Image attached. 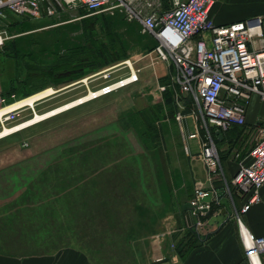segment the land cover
Segmentation results:
<instances>
[{
	"label": "rangeland",
	"instance_id": "obj_1",
	"mask_svg": "<svg viewBox=\"0 0 264 264\" xmlns=\"http://www.w3.org/2000/svg\"><path fill=\"white\" fill-rule=\"evenodd\" d=\"M5 26L3 105L49 87L58 91L32 104L34 115L23 110L19 123L129 76L125 60L139 72L134 83L0 138V251L30 253L71 244L91 253L112 252L121 242L138 244L148 237L168 239L176 254L178 241L188 239L191 228L182 206L197 175L203 177V164L194 157L197 138L186 141V123L194 131L195 106L179 92L172 72L167 86L170 63L155 58V38L118 9L89 14L57 8L39 18L12 16ZM84 47L116 49L115 55L126 56L97 70L88 67L81 79L69 81L68 55ZM51 70L59 74L56 80L48 79ZM83 78L88 80L82 83ZM161 85L171 89L177 105L165 102ZM182 108L190 116L178 121ZM250 108L264 116V102L251 99ZM252 140L248 130L241 133L235 147L223 148L224 162L236 147L245 156ZM140 248L150 254L149 246L140 243Z\"/></svg>",
	"mask_w": 264,
	"mask_h": 264
},
{
	"label": "built area",
	"instance_id": "obj_2",
	"mask_svg": "<svg viewBox=\"0 0 264 264\" xmlns=\"http://www.w3.org/2000/svg\"><path fill=\"white\" fill-rule=\"evenodd\" d=\"M166 3L164 7L163 0H0V48L9 38L5 23L12 16L39 18L43 12L53 14L57 8H83L89 14L118 9L128 20L137 22L142 32L155 38V58L171 63L174 84L184 97L191 99L196 109L193 115L199 128L195 126L188 137L198 139L197 156L204 165L205 177L194 183L189 202L195 207L191 209L196 219L189 226L197 232L207 226L216 210L209 218L202 217L213 203L220 204L216 185L219 181L231 200L233 193L242 200L238 208L233 203L231 217L236 220L248 263L261 264L264 237L250 232L242 222V215L261 200L259 191L264 187V117L256 122L252 146L238 161L229 182L209 127L214 126L219 135L235 125H243L251 96L257 95L264 101V14L218 25L210 15L215 0H166ZM130 62H122L130 69L128 77L91 92L87 89V94H91L89 99L110 94L136 81L139 69H134ZM125 78L130 79L126 82ZM40 101H35L34 106ZM3 104L0 88V107ZM34 106L25 105L3 113L0 130L19 123V114L25 109H31L34 115ZM183 117L177 113L176 120L181 121Z\"/></svg>",
	"mask_w": 264,
	"mask_h": 264
},
{
	"label": "crops",
	"instance_id": "obj_3",
	"mask_svg": "<svg viewBox=\"0 0 264 264\" xmlns=\"http://www.w3.org/2000/svg\"><path fill=\"white\" fill-rule=\"evenodd\" d=\"M163 1L164 7H166V0ZM259 14H264V0H215L210 12L214 23L218 25L241 21L250 16ZM119 64L122 65V63ZM119 64H117L116 67H119ZM110 68H112V66L109 68L107 67V69L104 71H108ZM167 72L168 74L166 75V81L168 86L171 80L170 77L173 75V66L171 63ZM171 72L172 75L170 76ZM136 75V81H138V73H136ZM91 76L92 75H90L89 78H92ZM160 87H164L163 90H165L166 86L161 85ZM160 87L159 89H161ZM176 87L178 88L177 85ZM55 91L58 92L57 90ZM251 99L256 104L264 102L257 95H252ZM183 115L185 118H189L190 113H184ZM262 117L264 116L259 111L257 112L251 108L250 110H247L245 125L241 127L243 130H238L240 134L236 136V139H240L241 133H243L245 130H248V132L252 133V136L254 137L255 124ZM192 123L195 129L196 122L194 119L192 120ZM186 125L188 128V134L193 132L189 130L188 123H186ZM188 134L186 136V141L187 139H191L188 137ZM219 138L221 139L222 136ZM226 145L227 143L221 144L219 150L223 151V148ZM185 149L186 152L189 153L188 155H192L187 142L185 143ZM233 149L235 150H232L230 159L225 162L223 171L225 172V175L228 179H231L233 176L237 169V162L244 156L245 152L243 148L239 149L236 147ZM197 153L194 157H198ZM195 160L198 161L196 158ZM199 161L201 160L199 159ZM201 169H203V177L200 178L197 175L198 179L196 180H203L205 177V168L203 165L201 166ZM218 191L220 195V204L218 206V210L214 212V214L210 217V221L207 226L201 231V236L206 233H211L210 236L192 248L183 257L178 255V253H173L172 255L169 247H167L168 239L150 240V238L147 237L146 239L139 241L138 244L132 242L131 240L126 241L125 243L121 242V248H116L112 252L102 251L91 253L85 249L71 244L62 245L55 249L46 251L30 253L10 254L0 251V264H249L245 258L237 224L235 223L234 218L231 217L233 213V203L237 208L241 205L240 197L233 193L231 200L230 197L225 194L224 190L218 189ZM259 194L261 196V200L252 204L249 210L242 215V222L254 235L264 237V187L260 189ZM182 212L187 223H191L196 219V214L192 209H185L182 206ZM172 238L174 240L175 236ZM140 243L142 246H149L151 250L150 254H147L140 248ZM159 256H164V258L161 261H155V258ZM260 261L261 264H264V253L261 254Z\"/></svg>",
	"mask_w": 264,
	"mask_h": 264
},
{
	"label": "trees",
	"instance_id": "obj_4",
	"mask_svg": "<svg viewBox=\"0 0 264 264\" xmlns=\"http://www.w3.org/2000/svg\"><path fill=\"white\" fill-rule=\"evenodd\" d=\"M3 45H5V44H3ZM116 52H117L116 49H87L84 47V48L80 49V52L77 54H74V52H73V54H69L68 60L66 62L68 65L66 66V68H67V70H72L73 74L71 73L69 75L70 77L68 78V80L69 81L79 80L83 77V75H85L86 68L87 69L90 68L92 70H97L102 65L107 66L109 64L120 61L121 59H124V57L126 56V55H123L124 53H121L120 55H115ZM15 53H16V55L19 54V52L17 50L15 51ZM63 58H65V57H63ZM51 72H53V71L51 70L47 74L49 77L48 79L51 78L53 80H56L55 76H57V78H58L59 74L51 73ZM23 95H27V94H23ZM188 99H190V98L188 97ZM165 102L169 106H172V107L177 105L175 100L172 98L171 89H167V90L165 89ZM181 111L185 114L189 113V111L187 109H182ZM244 125H245V123L243 125H235L227 131L220 132V134L222 136L221 139L218 137L219 135L216 133L215 127L210 126L209 127L210 133H211V135H212V137H213V139H214V141L218 147V150L220 149L221 144H226V143L229 147H231V148L234 147V144L237 142L236 136H238V134H240L239 131L243 130L241 127H243ZM219 157H220L222 169L224 171L225 154H223V151L219 150ZM224 175H225V172H224ZM225 178L228 182L230 181V179H228L226 175H225ZM216 185H217L218 189L223 190L222 185L219 181L216 182ZM192 194H193V192H192ZM218 206L219 205L213 203L210 211L206 214V216H204L202 218L203 219L209 218L212 215V213L218 209ZM234 221L236 223L235 219H234ZM210 234L211 233H206L203 236H201V232H197L193 228H189V230H187V233H186V236H188V239H184V241L183 240L178 241L177 246H176V252L178 253V255L183 257L192 248H194L195 246L200 244L203 240L207 239L210 236Z\"/></svg>",
	"mask_w": 264,
	"mask_h": 264
},
{
	"label": "bare ground",
	"instance_id": "obj_5",
	"mask_svg": "<svg viewBox=\"0 0 264 264\" xmlns=\"http://www.w3.org/2000/svg\"><path fill=\"white\" fill-rule=\"evenodd\" d=\"M125 79H126V82H127V81H129L128 79H130V78H125ZM87 80H88V78H83L82 80H80V82L84 83ZM54 93H56L55 90L53 88L49 87V88H46L45 90L38 91V92H36L34 94H31V95H29V96H27L25 98H22L20 100L14 101V102H12V103L0 108V117H1V115L3 113H6V112L11 111L13 109L20 108V107L25 106V105H32V104H34L35 101H40L43 98L48 97V96H50V95H52ZM90 95H91L90 93L86 94V95H84L82 97H79V98H77V99H75L73 101H70V102H68L66 104L58 106V107H56L54 109H51V110H49L47 112L35 115V116L31 117L30 119H28V120H26L24 122L18 123L17 125H14L12 127H9V128L8 127H4V129L0 131V138L5 136V135H7L8 133H10L12 131H15V130L19 129V128L32 125L33 123H35L37 121H41V120H43L45 118L51 117L53 115H56V114H58V113H60L62 111H65V110H67L69 108H72V107H74L76 105L84 103V102L89 100Z\"/></svg>",
	"mask_w": 264,
	"mask_h": 264
},
{
	"label": "water",
	"instance_id": "obj_6",
	"mask_svg": "<svg viewBox=\"0 0 264 264\" xmlns=\"http://www.w3.org/2000/svg\"><path fill=\"white\" fill-rule=\"evenodd\" d=\"M220 136H221V134H219V137ZM183 208H185V209H191V208H195V207L189 201H187L186 203L183 204ZM195 212H198V210L195 209Z\"/></svg>",
	"mask_w": 264,
	"mask_h": 264
}]
</instances>
